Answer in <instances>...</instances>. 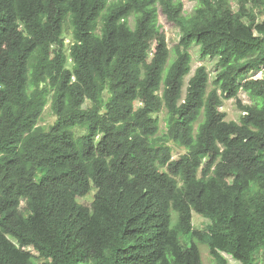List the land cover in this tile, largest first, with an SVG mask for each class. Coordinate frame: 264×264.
Wrapping results in <instances>:
<instances>
[{
  "label": "trees",
  "instance_id": "obj_1",
  "mask_svg": "<svg viewBox=\"0 0 264 264\" xmlns=\"http://www.w3.org/2000/svg\"><path fill=\"white\" fill-rule=\"evenodd\" d=\"M201 1L0 0V264H264V0Z\"/></svg>",
  "mask_w": 264,
  "mask_h": 264
},
{
  "label": "rangeland",
  "instance_id": "obj_2",
  "mask_svg": "<svg viewBox=\"0 0 264 264\" xmlns=\"http://www.w3.org/2000/svg\"><path fill=\"white\" fill-rule=\"evenodd\" d=\"M118 1V0H115ZM183 2V16L184 18L188 19L191 18L195 12L196 9L199 7V5L202 3L201 0H181ZM235 9L238 7V3L240 0H228ZM257 13L259 12V9H256ZM263 15L260 13L259 20H263ZM131 25L134 26L135 18H130ZM159 23L162 27V30L165 32L166 39L168 42V47L171 51L170 53V60L168 65L176 58V54L174 52V49L176 45L179 43L180 38L183 34L182 28L180 26H177L175 24L169 23L164 15H160L159 17ZM71 41V38L68 37L67 43ZM155 46H153L154 48ZM192 54V64H191V71L185 78V84H184V94H186V89L189 83V80L194 76L195 71L200 66H205L210 74V85L208 88V91H211L214 88V80L216 78V75L219 71L218 67V58H203L201 56L200 50L198 47L194 46L190 50ZM251 76V75H250ZM254 76L257 78H261L264 76V68L263 72H258V74L254 73ZM240 101L242 105H249L252 104V100L250 96L244 91L241 90L238 98H232V99H224L223 106L221 107V110L226 114V120L227 121H236L240 122L241 116L243 115V111L238 105L237 101ZM160 118V125H161V131L160 134H163L167 130V124H166V117H167V111L166 109H163L159 114ZM203 118V115H202ZM56 121V116L53 113L51 102L46 106L42 117L39 122V126H42L44 128H49L51 125L54 124ZM75 133L77 136H82L85 131L80 128L75 129ZM170 145L173 147V154L174 159H177L181 154H184L186 152V149L183 147L177 146L175 143L171 142ZM95 190H93L90 194H88L85 197L79 198V202L90 206L92 204V201L94 199ZM25 208V201L22 202V210ZM193 223L194 228L198 230H206L207 225L209 224V220L202 216L201 214L197 212H193ZM199 248L201 252L202 262L203 264H215V261L213 257L210 255V249L207 244L205 243H199ZM227 258L229 260L230 264H241V262L234 260L231 256L227 255ZM258 264H261V260L258 261Z\"/></svg>",
  "mask_w": 264,
  "mask_h": 264
}]
</instances>
